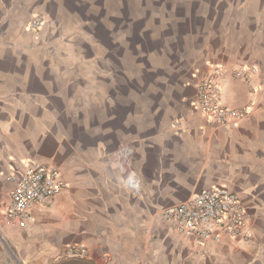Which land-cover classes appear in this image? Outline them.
<instances>
[{
  "label": "crops",
  "instance_id": "1",
  "mask_svg": "<svg viewBox=\"0 0 264 264\" xmlns=\"http://www.w3.org/2000/svg\"><path fill=\"white\" fill-rule=\"evenodd\" d=\"M214 65L223 104L250 110L237 124L192 105ZM32 164L68 187L24 230L10 178ZM216 186L242 199L249 237L175 232L164 210ZM0 264H264V0H0Z\"/></svg>",
  "mask_w": 264,
  "mask_h": 264
},
{
  "label": "built area",
  "instance_id": "2",
  "mask_svg": "<svg viewBox=\"0 0 264 264\" xmlns=\"http://www.w3.org/2000/svg\"><path fill=\"white\" fill-rule=\"evenodd\" d=\"M43 17H33L30 27L43 28ZM249 69H237L232 73L236 78L249 79ZM229 71L220 65H214L200 80L197 95L192 105L204 116L209 125L226 127L246 119L249 109H232L223 104V85ZM131 149L122 147L114 156L118 169L125 175L124 184L134 194H140L139 176L126 169ZM15 183L11 194V203L7 211L8 218L21 229H28L34 221L36 207L54 200L67 184L59 171L45 165L32 164L26 172L10 178ZM163 215L175 232L184 235L201 245L220 243L224 237L230 239L247 238L250 235V216L239 195L227 186H216L200 192L181 204L165 209ZM69 255H87L82 247L70 250Z\"/></svg>",
  "mask_w": 264,
  "mask_h": 264
}]
</instances>
